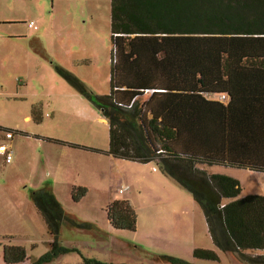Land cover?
I'll use <instances>...</instances> for the list:
<instances>
[{
	"label": "rangeland",
	"instance_id": "obj_1",
	"mask_svg": "<svg viewBox=\"0 0 264 264\" xmlns=\"http://www.w3.org/2000/svg\"><path fill=\"white\" fill-rule=\"evenodd\" d=\"M111 50L110 0H0V144L13 151L8 163L0 153V264H5L3 245L26 250L27 258L18 264H30L48 250L52 237L31 199V191L42 186L51 189L66 214L92 227L63 224L59 238L69 250L41 264H89L84 258L179 264L168 257L186 264H246L215 246L200 204L154 161L105 152L107 120L82 89L109 93ZM7 132L12 139L5 138ZM197 167L236 178L239 197L250 191L264 195V172ZM78 185L87 193L74 201L71 191ZM121 199L135 210L134 230L108 221L107 205ZM194 248L214 250L218 260L195 258Z\"/></svg>",
	"mask_w": 264,
	"mask_h": 264
},
{
	"label": "trees",
	"instance_id": "obj_2",
	"mask_svg": "<svg viewBox=\"0 0 264 264\" xmlns=\"http://www.w3.org/2000/svg\"><path fill=\"white\" fill-rule=\"evenodd\" d=\"M110 33V91L92 95L82 89L107 120L105 152L154 161L200 204L218 249L246 264H264V254L255 253L264 250V195L239 197L236 178L197 167L264 172V0H110ZM86 193V187L73 186L71 198L78 201ZM31 199L52 240L30 264L69 250L59 238L63 224L92 227L66 214L48 186L32 190ZM106 214L114 228L136 227L127 200L111 201ZM192 256L218 260L206 248H194ZM2 258L18 264L27 254L21 246L3 245Z\"/></svg>",
	"mask_w": 264,
	"mask_h": 264
},
{
	"label": "built area",
	"instance_id": "obj_3",
	"mask_svg": "<svg viewBox=\"0 0 264 264\" xmlns=\"http://www.w3.org/2000/svg\"><path fill=\"white\" fill-rule=\"evenodd\" d=\"M33 22L30 21L28 22V26H32ZM222 98H224V94L221 95ZM6 138H11L12 137V133L11 132H7L5 134ZM0 152L4 155V159L6 162H10L12 159V151L11 149L6 145V144H1L0 145ZM127 188V186L119 188V192L123 193L124 190Z\"/></svg>",
	"mask_w": 264,
	"mask_h": 264
},
{
	"label": "crops",
	"instance_id": "obj_4",
	"mask_svg": "<svg viewBox=\"0 0 264 264\" xmlns=\"http://www.w3.org/2000/svg\"><path fill=\"white\" fill-rule=\"evenodd\" d=\"M25 118H29V116L28 115H25ZM13 138V136L10 138V139H12ZM7 139V138H6ZM1 145V144H0ZM10 149H11V147H10V145H8V144H6ZM11 151H12V149H11ZM13 152V151H12ZM1 153V152H0ZM231 175V174H230ZM251 193H255V194H261V193H257V191H250V194ZM249 194V193H248ZM226 201H228V199H226Z\"/></svg>",
	"mask_w": 264,
	"mask_h": 264
}]
</instances>
